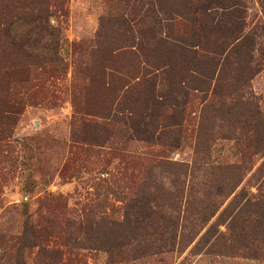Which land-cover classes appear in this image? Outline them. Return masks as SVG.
Returning <instances> with one entry per match:
<instances>
[{
    "label": "rangeland",
    "instance_id": "1",
    "mask_svg": "<svg viewBox=\"0 0 264 264\" xmlns=\"http://www.w3.org/2000/svg\"><path fill=\"white\" fill-rule=\"evenodd\" d=\"M252 197L264 0H0V264H264Z\"/></svg>",
    "mask_w": 264,
    "mask_h": 264
},
{
    "label": "trees",
    "instance_id": "2",
    "mask_svg": "<svg viewBox=\"0 0 264 264\" xmlns=\"http://www.w3.org/2000/svg\"><path fill=\"white\" fill-rule=\"evenodd\" d=\"M240 22H241L240 19L233 22L234 27H237V29H240V26H241ZM235 59H236V63L240 66V63H239L240 56L238 52L235 56ZM248 60L249 61L251 60L250 55H249ZM148 210H151V213H154L152 211V208H149ZM232 210L233 211L235 210L234 206H232ZM155 214L158 215L156 212ZM229 214L231 215V213ZM149 218L152 219V214H148L147 216H142V215L138 216L133 224V230L143 233V230L146 231L149 226L157 230V228L155 227L153 223L147 225L146 222H147V219ZM124 220L125 222L123 221V223L129 225V222H130L129 215L124 217ZM111 224H113L114 226L116 225L121 226V223L116 224V221H112ZM246 229H251L255 231L259 230V231H262V233H264V199H259V198L255 199L253 197L250 199L248 198L243 204V206L239 210H237L232 216L230 225L227 227V231L229 232V234L227 236H225L222 233L217 234L214 241L212 242V245L217 246L222 243L224 244L225 241L230 242V245L232 244V246L238 245L239 243H241L247 238V237L239 236V233L246 231ZM237 232L239 233L238 235L236 234L235 236V233ZM159 240H162V239H159ZM161 245H172V237L167 238L164 244L161 243ZM245 248L248 249V246L245 245ZM249 248H250L249 250L254 252L255 254L256 252L259 253L258 255L263 257L264 259V245H260V244L253 245V243H251L249 245ZM57 254H58V251L54 252V255H57Z\"/></svg>",
    "mask_w": 264,
    "mask_h": 264
}]
</instances>
